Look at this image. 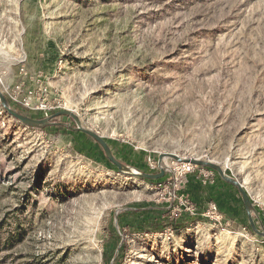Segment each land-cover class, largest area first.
I'll return each mask as SVG.
<instances>
[{"label":"rangeland","instance_id":"obj_1","mask_svg":"<svg viewBox=\"0 0 264 264\" xmlns=\"http://www.w3.org/2000/svg\"><path fill=\"white\" fill-rule=\"evenodd\" d=\"M22 66L48 117L72 111L123 164L155 174L150 162L172 154L220 165L262 231L264 0H0L4 94ZM56 128L0 106V264H264L238 190L214 196L215 171L174 189L120 173L93 141ZM178 218L188 227L176 231Z\"/></svg>","mask_w":264,"mask_h":264},{"label":"water","instance_id":"obj_2","mask_svg":"<svg viewBox=\"0 0 264 264\" xmlns=\"http://www.w3.org/2000/svg\"><path fill=\"white\" fill-rule=\"evenodd\" d=\"M0 106L3 108V110L9 117L15 119L16 121L20 122L24 126L31 128V129L43 130L50 126H57V127H67L73 131L86 134L87 136L92 138L97 144H99V146L103 149V152L107 160L110 161L118 169V171L123 174L137 176L142 179L151 180V181L164 179L167 176V172H168V164L166 163V159H171L173 161H178V162H190L193 165L211 169L215 171L223 181H225L226 183L230 184L231 186L235 187L238 190L242 198V201L244 203L245 210L248 215L249 223L251 225L252 230L255 232V234L264 238V226L262 225V231H260L255 223L254 215H256V211H255L252 199L248 191L244 187V184L238 178L228 175L226 171L218 164L211 162V161H206V160H197V159L187 160L179 156L169 154V155H162L159 157L158 173L147 174L136 168L129 167L123 164L122 162H120L114 156L110 145L104 139V137L100 136L93 130L84 127L80 117L70 110H62L58 112L55 115V117L58 118L61 116H67L75 121V124H76L75 127L68 126L67 124L62 123V122H53L52 121L53 117H47L44 119H35V118L29 117L25 114H22L16 111L11 106L6 95L1 89H0Z\"/></svg>","mask_w":264,"mask_h":264},{"label":"built area","instance_id":"obj_3","mask_svg":"<svg viewBox=\"0 0 264 264\" xmlns=\"http://www.w3.org/2000/svg\"><path fill=\"white\" fill-rule=\"evenodd\" d=\"M19 74L20 76H23L24 79H21L13 86H9L5 88L4 91L7 97H9V99L15 104H22L27 107H32L38 110H43L45 111V116L48 117V112L46 110L47 104L45 103V101H41L37 103L34 102L33 97L35 95L31 91L27 90V86L25 83L26 78H27V72L23 66L19 69ZM40 91L43 93V95H45L47 90L45 88L43 90L41 89ZM40 99L41 97H39V100ZM150 171H152L153 173L158 172V164L156 162H152V161L150 162ZM194 173L195 174L197 173L196 180H203L204 178L205 179L211 178V182L214 181V178H213L214 172L211 169L196 166L190 162L173 161L168 164V172L166 176L168 186L172 185L175 189L179 184H183L186 182V178L188 177V175L194 174ZM202 182H205V181H202ZM187 210H191V209L187 208ZM192 214H194V212H192ZM207 215L211 219L218 221V218H219L218 217V206L215 203L210 205V211L209 213H207Z\"/></svg>","mask_w":264,"mask_h":264},{"label":"trees","instance_id":"obj_4","mask_svg":"<svg viewBox=\"0 0 264 264\" xmlns=\"http://www.w3.org/2000/svg\"><path fill=\"white\" fill-rule=\"evenodd\" d=\"M6 97H7V96H6ZM7 99H8V101L10 102V104H12L13 108H14L16 111H18V112H20V113L25 114V115L28 116V112H27V110L23 109L20 105L13 103V102L9 99V97H7ZM56 114H57V112H53V113L51 114L50 117H53V120H54V119H57V117H55ZM32 118H34V117H32ZM42 118H44V117H41V118H39V119H42ZM58 118H61V119H70V118L67 117V116H61V117H58ZM56 130H57V133H59V132H61L62 130H64V128H62V127H57ZM77 133L82 134V135L85 136L88 140L93 141V142L96 144V146L100 149V151L103 153V155H104L103 149H102V148L99 146V144H97L92 138H90L89 136H87V135L84 134V133H81V132H77ZM108 163H109L110 165H113L110 161H108ZM220 183H221V185H222V186L220 187L221 189L216 190V192L213 190V191H214V192H213L214 196H217V195L220 196L221 191H223V188L226 187V186H229V187L234 188L233 186H231L230 184L226 183V182L223 181L222 179H220ZM219 203H220V202H219ZM183 221H184V222H183ZM186 222H187V220H179V218H178V219H175L174 221H172L171 223L174 224V229H175L176 231H178V230H180V229H183V228L188 227L187 224H186ZM250 226H251V225H250ZM249 230H250V232L253 233V230H252L251 227H249Z\"/></svg>","mask_w":264,"mask_h":264}]
</instances>
